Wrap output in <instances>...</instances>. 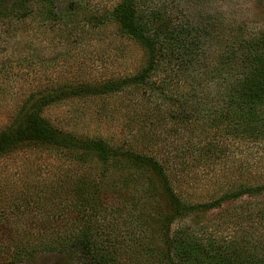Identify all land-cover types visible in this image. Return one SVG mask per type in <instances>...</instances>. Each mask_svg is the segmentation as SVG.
<instances>
[{
    "label": "rangeland",
    "instance_id": "rangeland-1",
    "mask_svg": "<svg viewBox=\"0 0 264 264\" xmlns=\"http://www.w3.org/2000/svg\"><path fill=\"white\" fill-rule=\"evenodd\" d=\"M118 2L57 0L54 19L45 21L43 15H38V8L44 6L32 5V18L0 20V131L12 123L29 94L61 85L99 84L130 76L143 65L145 53L142 48L122 35L117 24L106 18ZM159 2L174 11L177 18L182 11L192 16L212 14L223 23L234 24L236 29L248 32L264 29L263 0ZM167 74H156L152 78L158 87L167 83L168 89L162 95L165 101L161 95L143 89L127 90L113 97L68 100L46 109L43 115L64 132L101 138L115 146L173 161L170 166L175 173V189L191 203L215 198L240 181L252 184L264 181V141L236 140L205 126L201 117L196 122L198 117L194 116V110L198 102L188 103L181 111L182 96L187 94L188 87L183 78L176 74L167 78ZM205 92L207 95L204 90L199 94L202 110L211 105L207 101L211 91ZM201 109H197L199 113ZM182 113H185V119ZM207 142L212 143L214 155L202 158L197 151L189 154V148ZM182 153L183 158L179 156ZM116 169L112 164H74L61 151L45 148L23 149L0 157V264H5L7 255L12 253L13 245L7 243L10 236L14 244L15 238L27 241V236L38 230L45 234V230L35 228V224L38 219H43L44 213L50 212L52 204L56 207L58 202L49 203L42 214L33 208L35 185L39 182L45 187L57 180L63 182L64 191H58L66 197L60 202L66 210H61V214L67 218L65 231H71V222L67 221L71 217L67 208L73 201L70 193L73 183H70L81 174L93 180L106 176L100 179V185L107 194L108 212L111 210L113 215L107 214L106 210L98 215L96 222H101L108 233H113L111 242L121 251L118 264H157L155 257L142 252L132 255L133 249L139 248L136 243L159 245L154 234L137 223L132 224L130 218V212L141 211L144 207L141 196L147 182L132 178L129 184L120 185L122 178L117 176ZM161 205L164 208V204ZM263 208L264 194L244 196L211 210L197 223L205 227L207 234L216 228L228 237L247 232L252 233L254 241H264V237L260 238L256 233L264 235V222L258 216ZM137 216L140 219L141 213ZM48 217L54 219L55 215ZM190 223L187 218L177 220L169 232ZM69 259L62 252H37L15 264H72Z\"/></svg>",
    "mask_w": 264,
    "mask_h": 264
},
{
    "label": "trees",
    "instance_id": "trees-1",
    "mask_svg": "<svg viewBox=\"0 0 264 264\" xmlns=\"http://www.w3.org/2000/svg\"><path fill=\"white\" fill-rule=\"evenodd\" d=\"M56 1L0 0V20L32 18V5L44 6L37 8L38 15H43L45 21L54 19ZM159 1L119 0L105 16L145 53L143 65L134 74L99 84L48 87L29 94L12 123L0 131V157L23 149H53L61 151L74 164L114 165L117 176L122 178L120 185L129 184L132 178L146 181L141 196L144 207L141 211L130 212L131 223H137L154 234L159 245L136 243L139 248H134L132 255L142 252L155 257L157 264H264V241H254L252 233L241 232L228 237L221 229L215 228L214 232L207 234L205 227L197 223L208 212L228 202L244 196L263 195L264 181L257 184L240 181L215 198L191 203L175 189L173 161L115 146L101 138L64 132L43 115L46 109L68 100L113 97L127 90L143 89L161 95L165 101L162 95L168 89L167 83L158 87L152 78L168 72L167 78L176 74L188 87L187 94L182 96L181 111L188 103L198 102L194 110V116L198 117L196 122L201 117L205 126L236 140L264 141V29L256 32L236 29L234 24L223 23L212 14L192 16L182 11L177 18L174 11ZM203 90L206 95L205 91H211L207 100L211 105L205 110L201 109L203 104L199 99ZM201 99L206 101V98ZM197 109H201V113ZM182 114L185 119V113ZM212 147L211 142L193 149L188 147L189 154L197 151L198 156L206 158L215 154ZM179 156L183 158L184 153ZM84 175L70 183H73L70 189L73 201L67 208L71 216L67 221L70 220L72 226L69 233L64 229L67 218L61 214V210L66 209L60 204L66 197L58 191H64L63 182L57 180L50 187L40 182L35 185L36 197L32 201H35L33 208L39 214L46 211L54 200L58 205L54 207L52 204L50 212L44 213L43 219H38L35 224V228L42 227L45 234L38 230L28 235L27 241L15 238L14 244L11 243L13 237H9L7 243L13 245V250L7 255L5 264L26 260L37 252L51 251L64 253L72 264L119 263L121 251L111 242L113 233H108L101 222H96L98 215L106 210L107 214L113 215L111 210L108 212L109 206L105 205L107 194L100 185V179L106 176L93 180ZM138 212L141 213L140 219ZM50 214L55 218L49 219ZM258 216L264 222V208ZM185 218L191 223L169 232L175 221ZM256 233L260 238L264 237L260 232ZM130 258L132 260L133 256Z\"/></svg>",
    "mask_w": 264,
    "mask_h": 264
}]
</instances>
